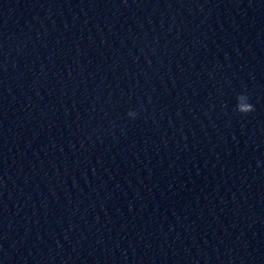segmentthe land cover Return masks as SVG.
<instances>
[{
    "label": "clouds",
    "instance_id": "9594fccd",
    "mask_svg": "<svg viewBox=\"0 0 264 264\" xmlns=\"http://www.w3.org/2000/svg\"><path fill=\"white\" fill-rule=\"evenodd\" d=\"M237 105H236V110L241 113V114H248L253 112L254 106L252 103H250V98L246 93H241L237 97ZM130 116H135V113L130 112Z\"/></svg>",
    "mask_w": 264,
    "mask_h": 264
}]
</instances>
